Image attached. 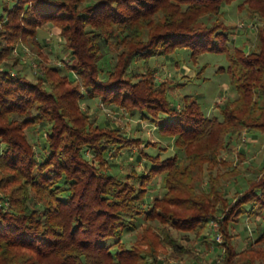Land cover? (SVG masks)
Wrapping results in <instances>:
<instances>
[{"label": "trees", "instance_id": "obj_1", "mask_svg": "<svg viewBox=\"0 0 264 264\" xmlns=\"http://www.w3.org/2000/svg\"><path fill=\"white\" fill-rule=\"evenodd\" d=\"M230 1L3 2L0 60L21 41L43 47L38 29L52 22L74 56L75 76L58 64L46 65L36 80L0 68V264H159L150 238L154 219L163 225L162 241L181 257L194 246L206 254L213 245L222 250L212 264H264L263 252L238 250L231 238L241 219L264 217V164L233 197L223 185L230 172L210 173L200 193L192 185L194 167L217 161L219 149H232L243 130L264 133V26L247 51L231 46L230 28L219 17L199 24ZM239 8L264 17V0H243ZM180 47L190 48L194 59L207 50L226 52L235 94L218 105L222 118L206 114L194 94L174 103L168 97L173 81L156 78L153 58ZM95 97L158 126L183 155L141 149L150 166L113 173L107 155L160 144L129 134L109 116L102 124L81 105ZM44 122L45 148L38 151L27 128ZM157 174H164L165 192L148 202ZM139 217L147 247L122 240ZM254 241L264 243V230Z\"/></svg>", "mask_w": 264, "mask_h": 264}, {"label": "rangeland", "instance_id": "obj_2", "mask_svg": "<svg viewBox=\"0 0 264 264\" xmlns=\"http://www.w3.org/2000/svg\"><path fill=\"white\" fill-rule=\"evenodd\" d=\"M4 1L6 0H0V11L3 10ZM13 2L14 0H9L10 5ZM242 2L243 0L225 2L220 15L205 14L201 17L199 24L211 25L219 17V20L230 28V36L233 40L231 46L238 45L248 51L257 44L255 31L264 26V17L253 15V11L246 10V8H239ZM38 38L43 43V47L35 46L30 39L21 41L13 47L8 57L0 60V67L9 68L14 73L20 71L27 78L36 80L39 75L43 74L46 65L58 64L63 66V72L73 78L75 75L72 72V63L75 59L70 50L64 48V38L60 34V28L52 22H47L38 29ZM152 63L157 68L155 75L159 81L163 79L173 81V87L168 90V97L171 101L181 105L184 95L194 94L206 114L222 118L218 105L223 104L235 94L231 84V75L227 70L230 62L226 52L207 50L194 59L190 48L180 47L175 48L168 55L153 58ZM104 66L106 68L110 66L109 62L104 63ZM81 105L96 116L102 124L109 116L115 122L125 125L129 134L142 137L148 142L157 141L161 146H134L132 149L124 148L116 156L107 155L111 161L110 170L113 173L124 175L131 165H136L140 170L150 166L152 162L143 159L141 149L153 155L161 152L162 157L174 152H177L179 156L183 155V152L176 147L172 136L161 135L158 126L142 120L138 113L129 117L122 108L105 105L97 97L85 98L81 100ZM48 126L49 124L44 122L27 128L29 138L38 151L45 148L44 140ZM89 154L88 156H91ZM217 157L218 160L215 162H205L194 167L192 185L200 193L206 188L210 173L217 175L230 172L228 180L223 178L226 180L223 181V185L226 196L233 197L235 192L247 186V179L258 175L259 169L264 164V133L259 131L251 134L243 130L241 138L232 146V149L222 147ZM235 169L237 173H233ZM163 176L164 174H157L154 177L148 192V202L165 192ZM142 222L143 219L139 217L134 225L125 230L122 240L126 245L131 246L136 243L141 247H147V244H144L145 235ZM212 222V227L218 224L215 220ZM162 226L159 220H152L150 238L152 234L155 236L154 250L159 264H212L215 260L219 262L222 249L218 250L213 245L209 246L210 251L206 254L198 246H194L193 251L187 254L188 256H179L177 251L174 252L171 246L162 241ZM263 230L264 217L257 215L253 218H243L231 227V238L238 250L250 247L253 252L264 253V243L259 244L256 241L253 245L250 243L252 238ZM216 240L223 241L221 232L217 234Z\"/></svg>", "mask_w": 264, "mask_h": 264}, {"label": "built area", "instance_id": "obj_3", "mask_svg": "<svg viewBox=\"0 0 264 264\" xmlns=\"http://www.w3.org/2000/svg\"><path fill=\"white\" fill-rule=\"evenodd\" d=\"M1 68V67H0Z\"/></svg>", "mask_w": 264, "mask_h": 264}]
</instances>
